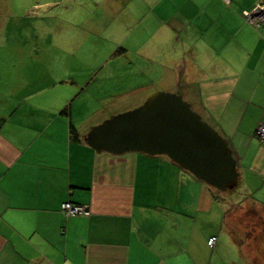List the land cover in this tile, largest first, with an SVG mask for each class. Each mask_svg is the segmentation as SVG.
<instances>
[{"label":"crops","instance_id":"0c3cea01","mask_svg":"<svg viewBox=\"0 0 264 264\" xmlns=\"http://www.w3.org/2000/svg\"><path fill=\"white\" fill-rule=\"evenodd\" d=\"M189 1L197 18L199 2L216 1L213 19L232 17L238 25L214 29L207 21L187 44L186 29L146 25L145 32L181 40L171 61L174 92L227 140L240 198L264 206V142L256 135L264 124V21L257 27L242 17L264 0H232L242 15L221 0ZM26 65L35 72L18 69L4 81L13 87L0 90V264H230L228 198L166 155L73 141L72 127L85 134L111 114H102L100 93H72L83 71L70 77L50 65L40 75L38 63ZM125 93L114 98L133 96V87ZM65 202L86 205L90 215L66 216Z\"/></svg>","mask_w":264,"mask_h":264},{"label":"rangeland","instance_id":"374dc122","mask_svg":"<svg viewBox=\"0 0 264 264\" xmlns=\"http://www.w3.org/2000/svg\"><path fill=\"white\" fill-rule=\"evenodd\" d=\"M221 1L231 6L232 0ZM215 2H199L204 10L197 18V9L189 0H0V90L12 88L13 82L6 84V78L18 75L20 68L25 75L31 61L39 64L35 66L40 75L45 74L44 68L48 72L68 69L70 77L76 75L73 72H85V78L80 74L70 90L79 92L77 98L81 92L98 91L103 115L137 107L158 91L174 92V46L181 40L172 42L173 36L166 38L165 32L161 40L152 37V30L145 32L146 25L161 26L164 31L186 29L190 32L186 44L192 31L204 29L207 21L214 29L218 24L237 26L232 17L213 19ZM231 8L242 10L235 3ZM251 9L243 12L244 21ZM153 49L158 54L145 59ZM33 72L34 67L29 74ZM131 87L133 96L114 98ZM217 193L228 198L224 202L228 213L225 223L240 253L228 239L230 264H264V206L242 200L238 185L227 191L217 189ZM217 203L221 204L220 200Z\"/></svg>","mask_w":264,"mask_h":264},{"label":"water","instance_id":"95a60500","mask_svg":"<svg viewBox=\"0 0 264 264\" xmlns=\"http://www.w3.org/2000/svg\"><path fill=\"white\" fill-rule=\"evenodd\" d=\"M84 138L97 151L166 155L220 191L238 185L237 162L227 140L175 92L151 94L137 107L91 126Z\"/></svg>","mask_w":264,"mask_h":264},{"label":"built area","instance_id":"2783aa9c","mask_svg":"<svg viewBox=\"0 0 264 264\" xmlns=\"http://www.w3.org/2000/svg\"><path fill=\"white\" fill-rule=\"evenodd\" d=\"M229 2L230 0H225ZM246 20L256 25L257 27L264 21V3L260 2L258 6L253 10L252 13H246ZM256 135L260 142H264V124H260L256 130ZM61 212L66 216L72 215H84L89 216L90 210L86 205L82 204H72L71 202H65L61 204L60 208ZM216 242V238L214 236L210 237L208 240V244L210 246H214Z\"/></svg>","mask_w":264,"mask_h":264},{"label":"trees","instance_id":"16d2710c","mask_svg":"<svg viewBox=\"0 0 264 264\" xmlns=\"http://www.w3.org/2000/svg\"><path fill=\"white\" fill-rule=\"evenodd\" d=\"M263 23V22H262ZM261 23V24H262ZM261 24H260V26H261ZM260 26H258V27H260ZM179 94V93H178ZM143 101H141V103H142ZM141 103H139L138 105H140ZM131 108H133V107H131ZM89 130V129H88ZM87 130V131H88ZM71 139L73 140V141H82V142H84V143H86L85 142V138H84V134L83 133H79V132H77V130L74 128V127H72L71 128ZM72 204H78V203H73L72 202ZM83 205V204H82ZM77 215H79V214H77ZM72 216H75V215H72ZM84 216V215H83ZM216 239H217V237L216 236H214ZM216 243V242H215ZM215 245V244H214ZM210 246V245H209ZM210 247H213V246H210Z\"/></svg>","mask_w":264,"mask_h":264}]
</instances>
